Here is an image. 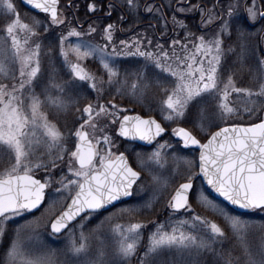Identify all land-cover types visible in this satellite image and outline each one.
Listing matches in <instances>:
<instances>
[{"label":"snow or ice","instance_id":"obj_1","mask_svg":"<svg viewBox=\"0 0 264 264\" xmlns=\"http://www.w3.org/2000/svg\"><path fill=\"white\" fill-rule=\"evenodd\" d=\"M20 2L35 13L30 23L21 19L15 0H0V264H129L133 258L136 264H264V224L259 225L254 244L249 239L251 222L226 210L195 184L196 177L202 176L231 205L264 210V118L249 124L226 123L241 114L264 113V50L256 55L247 31L260 24L264 33V0H169L167 4L124 0L130 15L138 17L143 9L162 21L161 35L169 23L177 37V29L184 31L183 37L164 44L141 34L117 43L115 23L97 26L89 22L85 30L73 23L78 19L74 14H66V9L78 7L73 0L63 5L61 0ZM114 7L106 5L108 16ZM87 9L95 13L101 6L91 2ZM167 9H171L170 16ZM188 13H199V35L179 18ZM56 28H61L58 35ZM50 29L55 44L44 46L40 33ZM93 34L103 42H97ZM260 42L264 43V37ZM53 48L62 58L59 67L52 59ZM42 54L47 57L43 70ZM126 56L142 60L134 70L122 71L117 58ZM86 61L94 62L101 74ZM61 70L67 79L58 81ZM245 70L254 86L238 84L237 74ZM42 78L46 80L44 100L35 91ZM105 85H117L118 94H127L137 103H144L150 89H159L162 97L156 108L161 119L121 115L128 109L113 100L101 102ZM91 93L96 94L95 103L87 99ZM45 105L57 114L78 113L73 129L67 134L62 131L49 119ZM147 107L152 111L151 105ZM109 125L118 137L155 146L151 151H138L135 145L113 151L114 141L105 131ZM197 148L198 157L177 155L182 150L194 153ZM126 152L135 156L147 179L129 163ZM170 157L186 164L178 182L163 177ZM60 164L66 173L61 170L56 179L54 170ZM37 171H43L41 179L36 178ZM52 183L66 193L67 201L48 225L53 236H67L59 259L55 250L36 249L33 241L39 235L33 221L13 226L15 217L41 205ZM149 183L152 195L143 200L141 194ZM165 194L169 218L156 224L141 252L145 221H111L117 213L152 210ZM133 197L136 204L109 212L85 232L102 211ZM193 202L223 223L198 213ZM25 228L30 230L27 235ZM227 242L230 246L226 247Z\"/></svg>","mask_w":264,"mask_h":264},{"label":"rangeland","instance_id":"obj_2","mask_svg":"<svg viewBox=\"0 0 264 264\" xmlns=\"http://www.w3.org/2000/svg\"><path fill=\"white\" fill-rule=\"evenodd\" d=\"M15 2L17 3L18 10L20 11L21 19L24 22L30 23L31 22L30 17L35 15V14H33V13L31 14V12L25 10L21 6L20 0H15ZM157 22L159 23L158 20H157ZM73 23H75V22L73 21ZM50 31L52 34L53 30L50 29ZM60 31H61V28L56 29L55 34L58 35ZM247 31L251 34L250 35L251 37L260 33L259 31H256V33H254L253 31L248 30V29H247ZM199 34L200 33H198L197 35H199ZM47 35H48V33H43V32L40 33V40L42 42V45H44V46L54 45L55 39H52L54 43L50 42V40L46 41ZM136 35H134L133 37H135ZM146 35L153 39V43H155L157 40H159V42H160V38H159V35L156 32V30L154 31V29L150 28L149 34H146ZM21 36H23V34H21ZM93 36H95L97 42H100V43L103 42L100 40L99 36H96V34H93ZM141 36H143V35H141ZM133 37L128 38V40H131ZM114 38L116 39V42L118 43V41L120 39H118V36L116 33H114ZM176 38H178V37L176 36ZM70 39L74 40V38H70ZM165 46L167 47V45H165ZM254 47H255V50H257L255 44H254ZM130 58H132V59H130ZM134 58H139V57L126 56V57H119L117 59L120 62H125L124 61L125 59L129 60L128 61L129 65L127 67H122V65H121V67L123 69L126 68L129 71H132L135 69L137 62H138ZM52 59H54L56 61L57 66L59 67L61 64L62 58H59L56 55V49L55 48H53ZM89 62H91V61H86L85 63L88 64ZM93 63L94 62H91V64H93ZM41 64H42V70H43L47 66V57H44L43 54H42ZM15 67L17 68L16 74L18 76V65ZM89 67L91 69L95 68L93 71L97 72V69L95 66L94 67L89 66ZM97 75H100V74L97 73ZM237 77H238V84L240 86H254V83L250 82L249 79H251V76L249 75V73L246 70L243 72H239L237 74ZM59 79H65V80L67 79V76L65 75V70L60 71L59 77L57 78V80L59 81ZM105 79H107L106 76H105ZM4 82L8 83V84L12 83L11 80H5ZM44 83H46V80H44L42 78L41 86H37L35 88V91L37 94L40 95L41 100H44V96L42 94V86ZM168 86H171V84H169ZM116 87H117V85H113L111 87L105 85V90H111V92L109 93L110 95L108 94L107 98L101 97V102L107 103L108 100L114 101V99L117 97L121 100V102H119V104L121 105V108L128 109L127 112H122L121 115H124L127 113H132V112H138V113H141V114L144 113L147 115L153 114V116L155 114V116H157V117H159V119H161V117L159 115V111L156 108L157 102L162 97V93L159 91V89H157V88L150 89L149 92L146 93L144 103H137L134 100V98L128 96L127 94H125L123 96L118 94L115 91ZM52 94L55 95V92L53 91ZM87 99L92 101L93 103H95L96 102V94L91 93L90 95H87ZM83 102L84 101L82 100L81 104H83ZM152 102L155 103V104H153V106L155 108H152V111H149L147 105L152 106ZM44 110L48 112L49 119L54 120V122H56L57 125L61 128V130L64 131L66 134L69 132L70 129H73V125L75 123L76 117L79 115L78 113H75L74 111H71V110H69L67 113L57 114L56 110L54 108L48 107L47 105H45ZM257 117L264 118V113H257L256 115H253L251 117H249L247 114H241L239 116L230 118L226 123L240 122V123H244V124H249L252 122H258L259 119ZM66 120H70L71 123L65 122ZM225 125L226 124H221V127H223ZM173 126H175V125H173ZM214 130H216V129L215 128L210 129V131H214ZM105 131L107 132V134L109 136L112 137V139L114 141L115 147L113 148V151H117V150L123 151L125 146H127L129 149H131L133 147V145H135L132 143L130 144V143L124 142L120 137H118L117 133H114L113 126H111V125H109L107 128H105ZM167 138L168 137H166V139ZM201 138H203V134H201ZM175 140H176V138H173V140H172L174 148L177 146L175 143ZM69 146L70 147L72 146L71 139L69 140ZM154 146H152L151 148H148V149H143V148L139 147L138 145H135V147L137 148L138 151H151V149ZM97 147H100V145H97ZM180 147L182 148V145ZM169 151L171 152V150H169ZM126 153L129 155L134 167H136L138 171H141L143 178L147 179V173L144 172L143 170H141L137 166L135 156L133 154H131L130 152H126ZM177 155L178 156H186L189 159H191V158H193L194 155L198 157V151H195L193 153V152H189L188 150H182L181 152L177 153ZM65 160H67V156H65ZM61 170H64L66 173V169L64 168L63 164H60V166L56 170H54L56 179H59V175H60ZM185 171H186V164L183 160L178 159V160L173 161L172 158L170 157L168 165L166 166V170L163 173V177L165 179L169 180L170 183L178 182L180 177L185 173ZM36 176L41 179L44 176L43 171H37ZM196 186L204 189L201 181H197ZM57 188H59V185L56 183H52L47 189L46 201L44 203V206L41 208V210L35 214H32L29 212V213H25L22 216L15 217L13 219V226L24 225L26 221H33V226L36 229V233H38V235H39V239L36 241H33V243L36 246V249L39 251L55 250L57 253V258L59 259V258H61L60 253L65 249V246L67 244V236L66 235H62L60 237L53 236L50 232V227L48 226L49 221L51 219H53L56 215L59 214V212L63 209V207L65 206V204L67 202L64 199V197L66 196V193L63 190L57 191ZM205 194L209 195L206 191H205ZM151 195H152V186L149 183V184H146L144 191L142 192L141 196H142L143 200H147ZM165 198H166V194H165L164 198H160L158 202H154L152 210H141L139 213H135V214H128V213L119 214V213H117V215H115L113 217L111 223L127 224L129 221L137 219V218L145 221L146 227L143 230L141 247H140V251L142 252L143 251V245L147 243V237L151 231L155 230L156 224L166 223L168 218H169V210L165 206ZM50 201H54V203L52 204L51 207L49 206ZM137 202H138L137 198L134 197L131 202L124 204L122 206H131L133 204H136ZM222 205L226 208V210H228L232 214L241 215L242 218L247 219L251 222L252 228L249 230L250 231L249 239L255 244L257 242V237L259 235V225L264 224V210H255V211H251L247 214H238V213L230 210L224 204H222ZM122 206H120V207H122ZM120 207H117L110 212H114L116 209H119ZM193 207L196 209V211L198 213L206 215L210 219H215L218 223H223L220 217L216 216L214 213L210 212L209 210L203 208L198 203L193 202ZM155 210L161 211V213L159 214L160 218L154 219L151 221H146L147 214L151 213L152 211H155ZM108 213L109 212L103 213L100 216L93 218L91 220V223L86 225V227L84 229L85 232L87 233L89 231V229L94 228L99 223V221L101 219H103L104 216L107 215ZM108 227H109V225H108V223H106L104 225V229H105L106 234H107ZM29 232H30V230L28 228L23 229V234L27 235V234H29ZM108 240H109V243H111V237L110 236L108 237ZM227 246H230V242L226 243V247ZM129 264H136L135 258H133L129 262Z\"/></svg>","mask_w":264,"mask_h":264},{"label":"flooded vegetation","instance_id":"obj_3","mask_svg":"<svg viewBox=\"0 0 264 264\" xmlns=\"http://www.w3.org/2000/svg\"><path fill=\"white\" fill-rule=\"evenodd\" d=\"M91 2H96L98 5H100L101 10H98L95 13L89 12L87 9V4ZM160 2L161 0H156V3ZM163 2L167 4L169 0H163ZM73 3L78 5V7L66 9V14H74V16L78 18L77 20H74V22H78L79 24H81L84 29L88 27L89 22H95L97 26H103L107 23H115L118 26V30L115 32L118 36V39H128L136 34H149L150 28L154 29V31L156 30L160 38V43L162 44H164L165 41L170 42V38L176 37V33L172 31L171 23H169L168 31L166 32V34L161 35L163 22L159 21L158 23L151 14L144 12L143 9H141L138 17L130 15L124 3V0H73ZM109 3L115 6L111 12V16L107 15L108 10L106 8V5ZM61 4H65V0H61ZM166 12L170 16L171 9H167ZM121 16L126 17V19L121 21ZM71 18L72 15H70V19ZM179 18L185 20V23L188 25L189 31L196 33V35L200 33V31L196 27L199 22V13L181 14ZM149 25H151L152 27H149ZM260 28V24H255L254 26L249 27L248 30L256 33V31L260 32ZM176 31L179 33L178 38L183 37V30L177 29ZM262 37H264V33H259L257 35H254L253 37H249L250 44H256L257 56L261 55L262 50H264V43L260 42Z\"/></svg>","mask_w":264,"mask_h":264},{"label":"water","instance_id":"obj_4","mask_svg":"<svg viewBox=\"0 0 264 264\" xmlns=\"http://www.w3.org/2000/svg\"><path fill=\"white\" fill-rule=\"evenodd\" d=\"M136 142L141 143V144H143V145H147V143L144 142V141H136ZM197 149H198V148H197ZM129 163H130V162H129ZM201 177H202V176H201ZM202 180H203V183H204V186H205L206 190H207V191H208L213 197H215V198H217V199H219V200H222L223 202L227 203L229 206H231L232 208H234V209H235L236 211H238V212H245V211H247L246 209H240L238 206L231 205L230 202L225 201V200L223 199V197H220V196H219V195H218L213 189H211V187H210L209 185H207L206 180H204L203 178H202ZM45 190H46V189H45ZM45 196H46V193H45ZM130 199H131V198H125L124 201H123V203L129 201ZM44 201H45V199H44ZM44 201L41 203L40 206H38V208L32 210V212H37V211L42 207V205L44 204ZM119 204H121V202H116V203H115V206H117V205H119ZM112 208H113L112 206H109V207L107 208V210H104V211H102V212L108 211V210H110V209H112ZM57 235H60V234H57Z\"/></svg>","mask_w":264,"mask_h":264},{"label":"trees","instance_id":"obj_5","mask_svg":"<svg viewBox=\"0 0 264 264\" xmlns=\"http://www.w3.org/2000/svg\"><path fill=\"white\" fill-rule=\"evenodd\" d=\"M50 40V42H51V39H46V41H49ZM52 43H54L53 41H52ZM51 43V44H52ZM90 63V64H89ZM88 63V65L89 66H92V67H96V69H98V67L96 66V64L95 63H93V64H91V62H89ZM129 65V63L128 64H124L122 67H127ZM123 69V68H122ZM99 70V69H98ZM110 89V88H109ZM111 92V90H105L104 91V93H103V95H102V98H107V96H108V94ZM110 95V94H109ZM114 102H116V103H119V102H121V100L119 99V98H115L114 99ZM151 103V102H150ZM153 104H155L154 102H152V108H155L154 106H153ZM136 110V109H135ZM143 111V110H142ZM141 111V112H142ZM144 114V113H143ZM155 115V114H154ZM65 122H69V123H71V121L70 120H66ZM161 213V211L160 210H155V211H152L151 213H148L147 214V217H146V221H151V220H154V219H159L160 217H159V214Z\"/></svg>","mask_w":264,"mask_h":264}]
</instances>
